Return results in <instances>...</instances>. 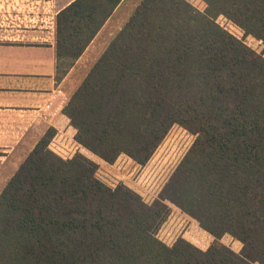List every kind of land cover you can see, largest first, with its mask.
I'll return each instance as SVG.
<instances>
[{"label":"trees","instance_id":"16d2710c","mask_svg":"<svg viewBox=\"0 0 264 264\" xmlns=\"http://www.w3.org/2000/svg\"><path fill=\"white\" fill-rule=\"evenodd\" d=\"M141 0L62 112L101 160L144 164L173 124L196 135L151 204L96 177L81 153L49 149L48 128L0 192V264H264V58L216 21L264 44V0ZM120 0H73L56 16L57 80ZM165 200L214 236L201 250L156 230ZM242 243L235 252L218 238Z\"/></svg>","mask_w":264,"mask_h":264},{"label":"crops","instance_id":"0c3cea01","mask_svg":"<svg viewBox=\"0 0 264 264\" xmlns=\"http://www.w3.org/2000/svg\"><path fill=\"white\" fill-rule=\"evenodd\" d=\"M72 1L0 0V192L48 128L73 129L56 78V16ZM139 2L120 0L82 54L106 34L98 58ZM29 136L37 139L23 149Z\"/></svg>","mask_w":264,"mask_h":264},{"label":"rangeland","instance_id":"374dc122","mask_svg":"<svg viewBox=\"0 0 264 264\" xmlns=\"http://www.w3.org/2000/svg\"><path fill=\"white\" fill-rule=\"evenodd\" d=\"M186 1L199 11L205 9L206 5L202 0ZM215 21L264 58L262 40L253 35L245 34L242 28L222 14L217 15ZM106 38V34L99 37L89 47L88 51L72 64L64 61L60 66L61 72L59 74L62 78L60 88L66 94L67 100L80 85L97 59L98 53L107 41ZM61 129L56 133L54 132L50 138L49 149L64 159L71 158L76 153L85 155L98 164L95 174L98 179L110 187L124 184L139 194L147 204L153 203L165 194L167 182L196 138L195 134L175 123L169 128L146 163L137 164L130 157L129 159L127 155L120 154V157L118 156L109 166L100 163V158L75 141L76 130L74 127L73 129L69 128L70 130ZM36 139L35 136L27 137L23 149L29 148ZM164 202L168 206V212L155 233L159 240L167 245H172L178 238H183L201 250L207 249L213 243L214 236L203 229L195 218L169 201L165 200ZM218 241L235 252H240L242 247V243L228 233L223 234L218 238Z\"/></svg>","mask_w":264,"mask_h":264}]
</instances>
